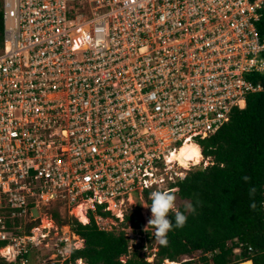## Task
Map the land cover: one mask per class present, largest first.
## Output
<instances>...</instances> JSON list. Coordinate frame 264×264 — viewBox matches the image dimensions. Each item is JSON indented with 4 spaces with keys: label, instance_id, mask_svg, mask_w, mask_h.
I'll return each mask as SVG.
<instances>
[{
    "label": "built area",
    "instance_id": "obj_1",
    "mask_svg": "<svg viewBox=\"0 0 264 264\" xmlns=\"http://www.w3.org/2000/svg\"><path fill=\"white\" fill-rule=\"evenodd\" d=\"M0 4V257L25 264L52 241L69 258L62 210L124 225L131 253L147 229L126 216L186 176L171 152L262 91L264 0Z\"/></svg>",
    "mask_w": 264,
    "mask_h": 264
},
{
    "label": "trees",
    "instance_id": "obj_2",
    "mask_svg": "<svg viewBox=\"0 0 264 264\" xmlns=\"http://www.w3.org/2000/svg\"><path fill=\"white\" fill-rule=\"evenodd\" d=\"M259 30L264 34V22ZM2 34L0 4V43ZM253 81L261 84L262 91L248 94L245 108L233 109L226 125L198 141L201 154L211 158L212 164L189 171L177 182L179 198L191 202L195 211L181 210L187 220L183 227L168 232L166 246L157 244L156 264L163 260L179 262L198 250L201 264H264V74H256ZM245 175L247 181L242 179ZM125 221L132 229H147V244L151 242V226L148 228L141 208L136 207ZM66 223L84 246L73 250L65 264L79 259L85 264H148L138 257L137 248L122 262L120 257L127 255L129 239L123 233L99 230L92 217L88 224L73 218ZM236 248L239 254L233 253ZM180 264L197 263L189 260Z\"/></svg>",
    "mask_w": 264,
    "mask_h": 264
},
{
    "label": "rangeland",
    "instance_id": "obj_3",
    "mask_svg": "<svg viewBox=\"0 0 264 264\" xmlns=\"http://www.w3.org/2000/svg\"><path fill=\"white\" fill-rule=\"evenodd\" d=\"M191 143H193V144H195V145H197L198 147H199V143H198V141L197 140H191ZM201 151V150H200ZM202 155V154H201ZM211 161H212V159L211 158H205V157H203V155H202V158H201V162L199 163V164H197V165H193V166H189L187 169H184V168H182V167H179V171H182L184 174H187L189 171H194V170H197V169H204L205 167H207V166H209V165H211L212 163H211ZM180 165V164H179ZM178 165V166H179ZM175 168H178V167H176V166H174ZM174 194V196H175V204H176V206H177V208H179V210L181 211L182 209H184V211H185V213H188V211L186 210V208H185V204L187 203V202H189L188 200H183V199H180L179 198V196H178V194H177V192H175V193H173ZM148 199H150V197H148V198H146L145 199V204L146 205H144V206H141V204L140 205H138L137 207H139V208H141V210L143 211V214H144V216H145V218H146V224H147V222H148V219L150 218V216H151V212H150V208L149 207H147L148 206V204L146 203V202H148ZM56 208H57V206H52L51 207V210L52 211H56ZM58 210V209H57ZM170 214H173V213H169V215ZM168 215V216H169ZM174 215V214H173ZM62 216H63V219L61 220V218L60 217H55V221H56V224L58 225V226H60V225H63V224H65L66 223V221H68V220H71L72 218L73 219H75L73 216H71V215H68L66 212H64L63 210H62ZM76 220V219H75ZM78 221V220H77ZM40 224H41V222L40 221H38ZM79 222V221H78ZM45 224V223H44ZM28 225V224H27ZM27 225H24V228L27 226ZM117 225V227H113L112 226V230L111 231H106V232H112V233H114V234H121V233H123L122 231H121V228L122 227H124V225H119V224H116ZM148 226V228H149V225H147ZM151 226V228H149V232L150 233H153V226L152 225H150ZM97 227V226H96ZM99 230H101V231H105V230H102V229H100L99 227H97ZM70 231L71 230H69V232L67 233L68 235H70L71 236V242L72 243H76L75 244V248L73 249V250H76V249H81L83 246H84V244H83V240H82V242H81V245L78 243V241H79V237L78 236H76L75 234H73L76 238L75 239H73L72 238V234H70ZM64 232H66V230L64 229ZM71 233H72V231H71ZM78 239V240H77ZM147 242H148V240H147V238L145 237V238H141V241L136 245V247L135 248H137V250L139 251V258H140V256H141V258H144V260L148 263V264H156V262H157V258L155 257V254H156V252H157V249H158V247H157V242L155 241V239H154V237H153V239L151 240V242H149L148 244H147ZM51 245H52V241H49V244H48V247H45V246H41L37 251H36V255L35 254H33V255H28V256H26L25 257V260H26V262H25V264H65V262L66 261H68L69 260V258H70V256H71V253H70V255H69V258H67V259H65L64 261H62L63 260V258L62 257H60V255L58 254V255H56L55 254V250H52L51 249ZM148 246H149V249H148ZM48 248V249H47ZM49 250V251H48ZM50 250H52V251H50ZM72 250V251H73ZM132 252H133V250H132ZM233 253L234 254H238L235 250H233ZM131 255H130V253H128V246H127V255H123V256H121L120 257V260L122 261V262H124V261H126V259L127 258H129ZM200 256H201V252L198 250V251H196V252H194L191 256H189V257H187V256H184V257H182V258H180L179 259V262L181 263V262H185V261H189V260H192L193 262H195V263H197V264H201L200 263V261H199V258H200ZM167 260H163V263L162 264H165V262H166ZM79 262H80V264H85L84 263V261L83 260H81V259H79V260H76L75 262H73V263H69V264H79ZM179 262H177L178 264H180ZM0 264H19L18 262H7L6 261V259H4V258H1L0 257Z\"/></svg>",
    "mask_w": 264,
    "mask_h": 264
},
{
    "label": "clouds",
    "instance_id": "obj_4",
    "mask_svg": "<svg viewBox=\"0 0 264 264\" xmlns=\"http://www.w3.org/2000/svg\"><path fill=\"white\" fill-rule=\"evenodd\" d=\"M242 179L247 181L249 178L245 175ZM254 191V188L250 189V194ZM150 199L151 203L147 207L150 208L151 216L147 225L153 226L155 241L161 246H166L168 244V232L173 228L183 227L187 216L177 208L175 196L169 191L154 190L150 193ZM185 208L188 212L195 211V207L191 202H187ZM170 212L174 214L171 220L168 218Z\"/></svg>",
    "mask_w": 264,
    "mask_h": 264
},
{
    "label": "bare ground",
    "instance_id": "obj_5",
    "mask_svg": "<svg viewBox=\"0 0 264 264\" xmlns=\"http://www.w3.org/2000/svg\"><path fill=\"white\" fill-rule=\"evenodd\" d=\"M200 148L191 143L190 141L183 142L179 148L173 150L168 157V162H177L179 166L187 169L189 166L197 165L201 162ZM82 221H85L82 215ZM80 264V262H79ZM165 264H178L177 262L166 261ZM241 264H251L250 261L243 262Z\"/></svg>",
    "mask_w": 264,
    "mask_h": 264
},
{
    "label": "crops",
    "instance_id": "obj_6",
    "mask_svg": "<svg viewBox=\"0 0 264 264\" xmlns=\"http://www.w3.org/2000/svg\"><path fill=\"white\" fill-rule=\"evenodd\" d=\"M251 262V261H250ZM241 264V263H240ZM252 264V263H251Z\"/></svg>",
    "mask_w": 264,
    "mask_h": 264
}]
</instances>
